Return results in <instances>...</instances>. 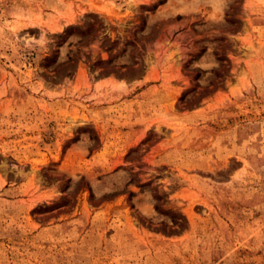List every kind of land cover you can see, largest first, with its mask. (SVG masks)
<instances>
[{
	"label": "rangeland",
	"instance_id": "374dc122",
	"mask_svg": "<svg viewBox=\"0 0 264 264\" xmlns=\"http://www.w3.org/2000/svg\"><path fill=\"white\" fill-rule=\"evenodd\" d=\"M0 264H264V0H0Z\"/></svg>",
	"mask_w": 264,
	"mask_h": 264
}]
</instances>
